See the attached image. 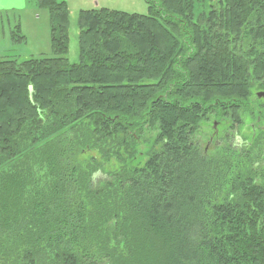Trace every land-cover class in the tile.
Wrapping results in <instances>:
<instances>
[{"label":"trees","instance_id":"16d2710c","mask_svg":"<svg viewBox=\"0 0 264 264\" xmlns=\"http://www.w3.org/2000/svg\"><path fill=\"white\" fill-rule=\"evenodd\" d=\"M146 1L81 10L71 64L68 4L36 0L53 57L0 59L2 264H264V140L196 142L264 91V0Z\"/></svg>","mask_w":264,"mask_h":264},{"label":"rangeland","instance_id":"374dc122","mask_svg":"<svg viewBox=\"0 0 264 264\" xmlns=\"http://www.w3.org/2000/svg\"><path fill=\"white\" fill-rule=\"evenodd\" d=\"M70 10L69 18V50L67 59L71 64L79 62V11L92 8H109L128 13L148 14V4L146 0H68ZM33 10L38 8L35 14L32 11L23 16L21 28L17 15H1L0 17V59L3 57H12L18 55V60L29 57H53L51 50V24L49 14L46 9H39L37 2L30 3ZM224 7L220 0H195V18L197 21L200 15L208 13L211 9H222ZM19 26V27H18ZM20 28V31L17 29ZM24 36L25 39L17 42L12 37ZM254 84H257L254 81ZM256 85V86H257ZM255 86L254 95L251 100L245 102V107L239 112L241 124L235 125L230 116L222 114H213L208 116V120L200 126L196 135V142L202 150L210 154H224L227 145H233V151H240L244 148L255 149L264 140V98L257 96L259 89ZM217 122L218 134H215L214 123ZM216 135L214 139L213 136ZM152 135L147 134L138 143L137 164L142 165L147 159V153L151 148ZM231 139V141L229 140ZM226 144V146H225ZM208 148V149H207ZM207 153V154H208ZM264 158V157H263ZM258 171L264 170V159L255 163ZM258 176L257 178H260ZM9 261H12L11 259ZM4 263L0 253V264ZM12 264V262H11Z\"/></svg>","mask_w":264,"mask_h":264},{"label":"crops","instance_id":"0c3cea01","mask_svg":"<svg viewBox=\"0 0 264 264\" xmlns=\"http://www.w3.org/2000/svg\"><path fill=\"white\" fill-rule=\"evenodd\" d=\"M34 1H36V0H0V17H1V15H6V16L17 15L19 17L18 21L20 22L19 25L21 28V20H22L23 16L28 15L31 11L33 14L37 13L36 10L40 11V10H38V8H35L36 10L35 9L33 10V8H32L33 6H30V3H34ZM59 1H65L66 3L69 2L68 0H59ZM92 9H99V8H92ZM82 10H90V9H82ZM21 30H22V28H21ZM12 39H13V37H12ZM27 41H28V39L27 40L25 39L22 42L27 43ZM12 57L19 58L18 55H13Z\"/></svg>","mask_w":264,"mask_h":264},{"label":"water","instance_id":"95a60500","mask_svg":"<svg viewBox=\"0 0 264 264\" xmlns=\"http://www.w3.org/2000/svg\"><path fill=\"white\" fill-rule=\"evenodd\" d=\"M257 96H258L260 99L264 98V91H259V92H257ZM217 125H218V123L215 122V123H214L215 131H218V129H217Z\"/></svg>","mask_w":264,"mask_h":264},{"label":"flooded vegetation","instance_id":"af4514ba","mask_svg":"<svg viewBox=\"0 0 264 264\" xmlns=\"http://www.w3.org/2000/svg\"><path fill=\"white\" fill-rule=\"evenodd\" d=\"M215 134H218V131H216V133ZM216 137V135H214L213 136V138L212 139H214ZM208 149V148H207ZM205 153H208L207 151H205Z\"/></svg>","mask_w":264,"mask_h":264}]
</instances>
